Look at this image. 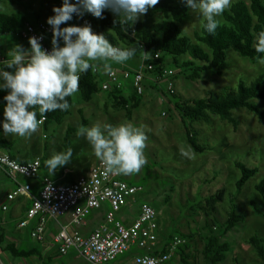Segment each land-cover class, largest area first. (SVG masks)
I'll return each instance as SVG.
<instances>
[{"label":"rangeland","instance_id":"rangeland-1","mask_svg":"<svg viewBox=\"0 0 264 264\" xmlns=\"http://www.w3.org/2000/svg\"><path fill=\"white\" fill-rule=\"evenodd\" d=\"M4 1L8 3L11 12H24L31 22H36L37 14H40L42 20L47 22L48 17L54 15L53 7L61 6V0H23L20 5H12L8 0ZM237 1L240 0H233L232 4ZM243 1L250 3L251 0ZM175 3L182 2L175 0ZM112 14L116 16L114 13ZM159 19L163 20L164 18L160 16ZM219 19L220 23L225 22L224 15ZM204 22L202 17L196 16L188 9V16L180 24L182 34L190 40L196 41V34L201 32ZM67 24L83 26L81 21L75 17ZM64 26L66 25H61V27ZM202 45L208 48L205 44ZM100 62L112 64L113 61ZM137 63L139 62L134 64L137 65ZM260 75H264V65L259 64L258 60L252 57L229 49L227 51V66L223 74L220 75L213 71L204 72L198 80H189L187 76L181 74L176 78V93L181 94L184 100L202 98L212 92L217 95L228 94L237 91L241 82L251 84ZM125 88L129 91L127 83ZM150 90L145 95L148 94L146 97L153 96V99L146 106L136 109L131 118L125 109L113 105V101L108 99L105 92L96 94L89 102L82 100L80 92H78L73 96L74 102L70 113L61 123L51 120L47 124L41 125L31 138L25 139L11 134L6 137L21 149L22 156L19 159L37 157L41 159L42 166L38 179L42 181L46 178L53 180L57 173L55 172L51 176L47 174L46 160L69 147L73 150L72 161L59 170L69 167L73 171V176L79 177L87 174L90 168L100 161L95 157L88 142L84 138L76 136L79 126L90 127L94 124L107 123L118 125L130 122L143 129L148 136L145 148L148 163L139 174L122 175L123 179L141 186L143 189L136 195V201H130L120 216L123 219L134 221L138 218L142 203L147 202L155 205L159 213L156 221L158 242H169L171 236L179 232L186 235L194 234L190 252L191 261L196 264H206L202 250L205 237L209 234L205 228L206 206L199 207V205L205 203L206 198L215 194L219 189H225L224 200L218 204L217 212L210 215L212 221L217 220L219 224L223 223L227 218L230 195L237 191L236 183L242 175L241 170L236 166V161H241L250 167H258V174L249 180L238 198V210L244 216V220L224 236L223 240L230 242L232 248L226 261L221 264H234L235 259H238L240 264H260V257L249 243V238L257 235L264 244V214H258L251 205V201L255 200L264 210L263 197L256 189V184L264 179V119L260 120L255 113L246 108H240L233 111L234 116L240 121L237 130L231 123L223 121L216 114H212L209 122H194L192 124L188 122L185 125L175 109L169 110L167 104L162 105L161 103L160 105L157 102L156 94ZM162 90L153 89L152 91L160 94ZM169 97L171 98L170 95ZM252 102L264 110V99H253ZM165 111H168V114L162 115ZM70 127L75 130L67 138V131ZM187 128L195 133L198 142L205 147L203 153L195 152L189 145ZM0 136L5 135L0 134ZM182 153L188 155H182ZM1 180L0 203L6 198L4 192L11 185L9 178L2 177ZM21 180L28 181L24 178ZM28 198L29 196H22L21 200L10 202L9 211L0 209V216L12 219L10 229L17 227L20 223L22 217L20 215L23 210L21 202H27ZM193 208H197L198 213ZM15 212L18 215L12 217ZM71 217L72 212H69L62 216L61 220L65 219L66 224ZM102 218L103 211L96 212L89 218V226L78 225V230L81 233L89 231L96 227ZM216 231H219V227ZM18 232L25 234L27 228H19ZM28 242L35 246H41V242L31 238L28 239ZM136 252L137 247L134 246L118 261H126L127 258H132ZM7 257L15 264L28 260V258H15L11 254H7ZM59 258H65V256ZM80 261L81 264L89 263L84 259H80ZM179 261L180 257L175 255L171 264H179ZM6 263L7 259L2 252L0 264Z\"/></svg>","mask_w":264,"mask_h":264},{"label":"trees","instance_id":"trees-1","mask_svg":"<svg viewBox=\"0 0 264 264\" xmlns=\"http://www.w3.org/2000/svg\"><path fill=\"white\" fill-rule=\"evenodd\" d=\"M8 1L12 5H20L23 0ZM71 2H75V0H71ZM60 3L62 5L63 0ZM86 14L93 32L104 34L113 46L121 48L136 47L138 49L133 60L127 61L129 63L139 62L136 68L139 67L144 54L153 57L155 53L159 52V59L155 61L153 59L146 60L147 62H154L156 66L153 71L146 73V75L150 76L162 75L166 69H174L176 71L175 78L183 74L189 80H198L204 72L209 71L221 75L227 66V51L229 49H234L242 55L252 57L255 60H258V57L260 59L264 57V54H259L255 51L253 44L255 34L264 31V0H251L250 3L240 0L233 3L230 10L223 14L225 22L220 23L215 35L209 34L202 26L201 32L196 34V41H192L182 34L180 24L188 16V8L183 3H175V0H158V3L149 9L147 14L142 16L141 19L124 26L127 29L126 31L121 26L118 17L114 16L109 10L104 11L103 18H96L90 13ZM160 16H163L164 19L160 20ZM38 20H42L40 14L36 15V21ZM27 22L29 20L24 12L8 14L0 11V35L17 33ZM50 40L49 38L47 43L53 47L52 40ZM27 43L30 45L29 42ZM60 43L63 46L62 41ZM202 44H205L209 49ZM112 65L120 66L114 61ZM102 78L94 69L81 74L79 89L81 99L89 102L96 94L105 92L108 95V99L113 101V105L125 109L131 118L133 112L143 103L145 94L139 95L131 83L128 84L129 91L126 88L104 91L101 85ZM144 84L146 86L145 91L151 88L162 90L160 85L148 78L145 79ZM6 94V91H0V121L4 120L3 111L6 104L4 96ZM170 96V104H167L169 110L175 109V112L179 114L185 125L188 122L191 124L194 122H209L212 114H216L223 121L231 123L234 129L237 130L240 121L234 116L233 111L240 108H246L255 113L260 120L264 119V110H261L258 105L252 102L253 99H264V75L258 76L251 84L241 82L237 91L228 94L217 95V93L212 92L208 96L193 100H184L179 93H174ZM68 100L72 106L74 102L73 96L69 97ZM70 108L67 111L55 110L48 112L44 115L46 124L51 120L61 123L66 115L70 113ZM34 110L37 111L38 119L43 117L39 115L38 109ZM165 112L168 114V111ZM82 116L86 122L83 112ZM74 130L72 127L68 128L67 138L70 137ZM187 141L195 152L203 153L205 151V147L198 142L195 133L190 128H187ZM13 145V141H10L7 137L0 136V146L7 149L14 159L25 162L11 152ZM236 166L241 170L242 175L236 183L237 191L230 195L231 200L226 220L219 224L217 220L212 221L210 218V215H214L217 212L218 204L224 200L225 189H219L215 194L206 198L205 203L199 205V207L206 206L205 228L209 231V234L205 237L202 250L206 264H221L228 258L232 245L230 242L223 240V238L244 220V216L238 210V198L249 180L259 172L258 167H250L241 161H236ZM73 181V179H69L68 183ZM27 183L32 184L31 192L34 196H37L42 187L41 180L37 177L34 180L28 179ZM256 189L264 200V179L256 184ZM251 205L258 214H264L263 208L257 201H251ZM153 206L157 210V207ZM0 209L4 211L2 206ZM194 210L198 213L197 208ZM2 221L3 216H0V252L11 254L15 258L35 256L36 248L27 245L19 246L15 241L9 239L10 236L19 239V236L16 235L18 231H16V227L10 229L4 226ZM217 226L219 231H216ZM27 232L28 237L31 238L28 229ZM176 236L181 237L185 242L177 246L172 258L175 255L179 256V264H196L191 261L190 252L194 234L186 235L179 232L176 235H172L171 241L158 242L151 254L160 255L168 252L169 246ZM249 243L257 251L261 260L260 264H264L263 240L259 236L253 235L249 238ZM137 252L140 254L147 253L139 249H137ZM169 264H171V261ZM234 264H240V261L235 259Z\"/></svg>","mask_w":264,"mask_h":264},{"label":"clouds","instance_id":"clouds-1","mask_svg":"<svg viewBox=\"0 0 264 264\" xmlns=\"http://www.w3.org/2000/svg\"><path fill=\"white\" fill-rule=\"evenodd\" d=\"M181 2L196 16L202 17L204 29L215 35L220 26L219 18L230 10L233 0ZM157 3L158 0H63L61 6H54V15L47 19L52 28V50L42 47V37L32 36L29 38V49L15 45L11 58L0 66V91L7 92L4 96V120L0 121L3 135L31 138L43 123L34 109H38L40 116L55 110H69L68 98L79 92L81 74L98 68L96 62L111 60L123 64L135 57L136 47L113 46L104 34L93 32L90 24L68 25L74 15L82 17L90 13L96 18H103L104 11L110 10L126 31L124 26L135 23ZM253 44L257 53L264 54V31L255 34ZM143 59L151 60L152 56L145 54ZM257 59L259 64L264 65V59ZM103 70L111 73L112 67L104 63ZM76 136L88 142L95 157L109 173L124 176L139 174L148 163L145 156L148 136L143 129L130 122L94 124L90 127L81 125ZM72 158L71 147L50 156L45 162L47 174L54 175Z\"/></svg>","mask_w":264,"mask_h":264},{"label":"built area","instance_id":"built-area-1","mask_svg":"<svg viewBox=\"0 0 264 264\" xmlns=\"http://www.w3.org/2000/svg\"><path fill=\"white\" fill-rule=\"evenodd\" d=\"M74 17L79 19L82 25L89 24L86 13L82 17L76 15ZM49 35H52V28L43 20L29 21L16 33L17 37L27 42L32 36L42 37L40 41L42 47L51 51L52 47L47 43ZM159 58V52L152 57L154 61ZM1 62L0 57V66H2ZM155 67L154 62L142 59L137 68L123 63L120 66H113L111 73H105L100 65L94 68V71L103 77L101 85L104 91L119 90L125 88L126 83H131L134 90L142 95L146 92L145 79L155 81L164 88V92L160 93V102L170 104L169 95L176 93L174 77L176 71L166 69L162 75H146ZM163 115L167 113L163 112ZM40 119L43 120L41 125L46 123L45 116ZM41 166L40 158L22 162L14 159L7 149L0 146V169L16 184L13 191L8 194V200L31 195L32 184L23 183L21 179H36L40 174ZM41 184L39 194L31 195V205L18 227L27 228L32 239L43 243L49 237L50 222L56 223L59 229L54 235V241L63 255L75 250L89 264H111L136 246L137 249L147 253H137L133 261L128 264H169L177 246L185 242L184 239L176 236L168 252L152 255L151 252L159 241L156 223L158 211L150 203L144 202L140 206L138 218L133 223L128 225L119 219L117 213L130 201H136V195L143 187L130 183L123 179L122 175L107 172L101 161L72 183H57L46 178ZM105 206H109V210L105 214L104 221L89 235L85 236L75 228L86 224L87 218L94 211L101 210ZM7 209L8 207L4 205L3 210ZM69 212H72L71 220L64 224L61 217Z\"/></svg>","mask_w":264,"mask_h":264},{"label":"crops","instance_id":"crops-1","mask_svg":"<svg viewBox=\"0 0 264 264\" xmlns=\"http://www.w3.org/2000/svg\"><path fill=\"white\" fill-rule=\"evenodd\" d=\"M7 2H5L4 0H0V11L1 12H5V13H8V14H14L13 12H11L10 8H9V5L8 3L6 4ZM8 11V12H6ZM51 39L52 40V36H48L47 37V41L48 39ZM50 40V41H51ZM15 45H21L23 46L25 49H29L30 48V45H28L27 41H24L22 40L21 38L17 37L16 36V33H5V34H1L0 35V57L2 59V62H1V65L3 66V64L11 58V55H12V52L14 50V47ZM133 60V59H132ZM135 61V60H134ZM98 65H100L101 67H103V62H96ZM113 63V62H112ZM135 62H132V63H129V62H125L124 64H126L127 66H130L132 68H136L137 65L134 64ZM138 64V63H137ZM111 67H113L112 64H110ZM152 89V88H151ZM150 90V89H148ZM145 92V94L147 93V91ZM153 90V89H152ZM150 90L151 92H154L157 96V102H159V104L161 105V102H160V94L156 93L155 91H152ZM148 95V94H147ZM147 95H144V101L143 103L141 104L140 107L142 106H146V104H148V102H150L152 99H153V96L151 97H146ZM163 105V104H162ZM163 115V114H162ZM46 124V123H45ZM43 124V125H45ZM0 134H3V129H2V126H0ZM6 137V136H4ZM15 150V151H14ZM11 152L13 154H15L18 158H20V156H22V153H21V149L20 148H17L15 146V144L13 145V149L11 150ZM39 158V157H37ZM35 158H31V159H22L23 161L27 162V161H31ZM56 175L54 177V181H56L57 183H63V182H69V179H73L75 180L77 178V176H73L72 174V169L69 168V167H64L63 169L56 171ZM2 177H7L10 179V177L5 174L1 169H0V184H2ZM11 180V179H10ZM43 181V180H42ZM41 181V182H42ZM21 182H23L21 180ZM74 182V181H73ZM23 183H27V181H24ZM64 184V183H63ZM66 184V183H65ZM16 184L11 180V185H10V188L7 189L6 192H4L6 198L3 199L2 203H0V208L1 206L3 207L4 205H6L8 207L7 210H4V211H9L10 210V205L9 203L10 202H15L17 200H21L22 197L16 199V200H8V194L11 193L13 191V189L15 188ZM31 195H33V193L31 192ZM31 195L29 196V198L27 199V202L26 201H22L21 203L23 204V210L21 212V219L20 220H23L26 216V211L27 209L29 208V206L31 205ZM38 195V194H37ZM25 197V196H24ZM125 208V207H124ZM123 208V209H124ZM123 209L117 213V217L119 219H121L125 224H131L133 223L134 221H131V220H128V219H123L121 218L120 216V213L123 211ZM109 210V206H105L103 209L101 210H96L94 211L86 220V224H84L83 226H86L88 227L89 226V218L92 217L96 212H101L103 211V218L101 219V221L98 223V225L96 227H94L93 229L89 230V231H86L84 233H82L83 235L87 236L89 235L91 232H93L105 219V214L106 212ZM18 215L17 212H15L13 214L12 217H16ZM11 220L9 217H3V221H2V224L6 227H9L10 224H11ZM65 221V219H63ZM71 219L68 220L67 223H69ZM62 221L64 224L65 222ZM21 222V221H20ZM75 228L78 229V226H75ZM58 226L56 223L54 222H50L49 224V237L47 239L46 242H41V246H35V245H32L28 242V239H30V237H28V232L27 233H22V232H18L16 235L19 236L18 238L19 239H16L15 237L11 236L9 239L11 241H15L17 243V245L19 246H30L32 248H36V255L35 256H32V257H29L28 260H23V261H19V264H81V261L80 259H84L83 257L81 258V256L78 254L77 251L75 250H72L71 252H69L68 254L66 255H63L59 252V248H58V245L56 244V242L54 241V235L55 233H57L58 231ZM19 230V227L17 226L16 227V231ZM11 234V232H9ZM12 235V234H11ZM32 239V238H31ZM35 250V249H34ZM75 251V252H74ZM74 252V253H72ZM139 253V252H136L132 258H127L126 261H118L119 258L115 261V262H112L111 264H128V263H131L134 259V256ZM5 254V257L7 259V263L6 264H15L12 260H9L8 257H7V254L8 253H4ZM0 256H2V252H0ZM60 256H65V258H59ZM85 260V259H84ZM86 261V260H85ZM171 261V260H170ZM87 262V261H86ZM88 263V262H87ZM89 264V263H88Z\"/></svg>","mask_w":264,"mask_h":264}]
</instances>
